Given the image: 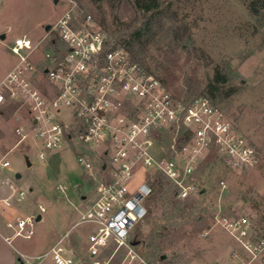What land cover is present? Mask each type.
Listing matches in <instances>:
<instances>
[{
  "label": "built area",
  "instance_id": "obj_1",
  "mask_svg": "<svg viewBox=\"0 0 264 264\" xmlns=\"http://www.w3.org/2000/svg\"><path fill=\"white\" fill-rule=\"evenodd\" d=\"M67 1L64 14L39 40L15 38L10 50L17 62L0 81V105L26 110L25 122L22 116L15 118L23 123L14 132L19 142L33 139L41 161L77 146V160L92 180L96 198L78 206L73 227L88 223L92 229L79 250L69 229L37 255L16 251L25 264H110L120 249L130 263L154 264L135 249L130 236L148 213L156 177L167 179L177 198L186 199L199 192L193 174L210 151L235 169L255 166L259 151L209 96L188 99L173 93L124 45L116 44L78 0ZM46 46L51 50L37 55ZM168 135L173 156L164 152ZM10 166L8 159H0V173ZM5 184L18 201L25 198L11 178ZM220 187L227 188L225 180ZM66 189L57 185L59 192ZM11 205V194L0 198V209ZM36 218L8 222L15 229L12 238H30ZM217 222L240 247L233 257L244 260V253L248 263L264 261V215L256 220L247 213L225 214ZM112 246L111 257L105 258Z\"/></svg>",
  "mask_w": 264,
  "mask_h": 264
},
{
  "label": "rangeland",
  "instance_id": "obj_2",
  "mask_svg": "<svg viewBox=\"0 0 264 264\" xmlns=\"http://www.w3.org/2000/svg\"><path fill=\"white\" fill-rule=\"evenodd\" d=\"M251 1L163 0L176 14L174 18L167 16L164 29L158 31L148 45L145 62L181 97L190 99L206 92L218 68L227 79L222 87L232 89L233 93L218 98L217 104L257 147L260 157L255 166L243 169L229 166L214 151L201 160L193 174L199 192L186 199L177 198L190 215L171 228L176 240L162 249L167 255L165 261L172 264H264L260 259L248 263L242 252L244 260L233 257L232 252L240 247L217 222V217L225 214L247 213L256 220L264 215V8L254 14L250 9ZM81 4L112 33L124 32L128 24L139 22L142 17L131 0H122L115 7L111 0L103 3L82 0ZM67 5V0H0V35L5 34L4 39L0 38V81L17 62L10 50L15 38L28 35L39 40L44 35L45 25L53 24L64 14ZM179 23H186L187 28H179L176 33L174 30ZM177 35H181L179 40ZM50 50L51 47L46 46L37 55L43 56ZM14 116H22L25 122L26 110L18 104L0 105V159L11 162L10 168L0 173V191L9 189L4 182L9 177L18 191H25V198L18 201L17 195L9 189L12 205L0 209V230L12 239L16 249L37 255L70 229L72 241L79 250L92 225L82 223L73 227L79 216L77 208L84 202L90 204L96 196L92 180L77 160V146L55 151L41 161L33 139L19 142L14 127L23 122ZM170 140L171 135H168L164 152L173 156ZM17 173L21 177L18 178ZM221 180L227 183L226 189L220 187ZM59 184L66 186L65 192L57 190ZM147 204V217L132 230V237L143 241L163 211L157 192ZM40 205L45 207L44 212L40 211ZM38 214L42 218L36 221L30 238H12L15 229L9 227L8 222L15 224L18 217H37ZM140 246L135 249L141 255L148 260L155 258L154 255L147 257ZM113 250L114 246L108 248L105 258L111 257ZM19 260L20 264H25L20 256ZM130 262L126 251L120 249L110 264H137Z\"/></svg>",
  "mask_w": 264,
  "mask_h": 264
},
{
  "label": "trees",
  "instance_id": "obj_3",
  "mask_svg": "<svg viewBox=\"0 0 264 264\" xmlns=\"http://www.w3.org/2000/svg\"><path fill=\"white\" fill-rule=\"evenodd\" d=\"M78 1L81 4L82 0ZM92 1L103 3L106 0ZM111 2L112 6L115 7L117 4H120L122 0H111ZM131 2L136 10L142 13L139 22L136 20L135 22L128 24L127 30L124 29V32L121 33L117 31L112 33L108 31L105 26L104 29L109 33L110 38L116 44L124 45L135 59L143 63L149 70H152L151 65L145 62L148 45L151 42L152 37H154L158 31L164 29L167 16L169 18H174L176 13L171 9L170 4L164 5L163 0H131ZM261 7L264 8V0H252L250 3V9L254 14H259ZM185 25L186 23H179L178 28H175L174 32L177 33L179 28L186 30L187 27ZM180 36L181 35H177V39ZM226 80L224 74H222L217 68L214 78L207 85L206 92L200 94H205L209 96L214 103H218V98L227 97L233 93L232 89L226 90L225 87H222L223 85L221 84L226 82ZM195 96H192L191 98ZM156 192L159 194V198L163 204L162 216H160V218L157 217L153 222L154 225L150 229L148 235H146L144 241L139 237H132V232L130 241L136 247L141 245L140 248L147 257L154 255L155 258L150 261L154 264H159L166 260V258H163L166 254L162 249L166 246L172 245L176 240L172 237L173 233L171 228L174 225L181 223V221H184L185 218H188L190 212L187 207L177 199L175 186L162 176H160L156 182L152 195ZM159 219H162L164 222L162 221L159 223Z\"/></svg>",
  "mask_w": 264,
  "mask_h": 264
},
{
  "label": "crops",
  "instance_id": "obj_4",
  "mask_svg": "<svg viewBox=\"0 0 264 264\" xmlns=\"http://www.w3.org/2000/svg\"><path fill=\"white\" fill-rule=\"evenodd\" d=\"M14 63L15 62H13V64ZM14 118H16V117L14 116ZM9 189H6L4 191H0V198L7 197L9 194ZM6 237H8L7 234L2 233L0 230V264H20L19 255L16 251V247L13 246L12 243H9L6 240ZM59 237L60 236H58L57 238H59ZM54 241H55V239L52 242H50L48 245H46V247L43 250H45L47 247H49V245H51ZM42 251H40V252H42ZM36 253H39V252H36Z\"/></svg>",
  "mask_w": 264,
  "mask_h": 264
},
{
  "label": "water",
  "instance_id": "obj_5",
  "mask_svg": "<svg viewBox=\"0 0 264 264\" xmlns=\"http://www.w3.org/2000/svg\"><path fill=\"white\" fill-rule=\"evenodd\" d=\"M55 2H58V0H55ZM51 26H52V24H50V23H47L46 25H45V31H48L50 28H51ZM0 38L1 39H4L5 38V34L3 33V34H1L0 35ZM27 164H28V166H30L31 165V162L27 159ZM17 177L19 178V177H21V174L20 173H17ZM204 192V190H202L201 191V193H203ZM41 218H42V215L41 214H38V216H37V221L38 220H41ZM163 258H166V255H164L163 256Z\"/></svg>",
  "mask_w": 264,
  "mask_h": 264
}]
</instances>
